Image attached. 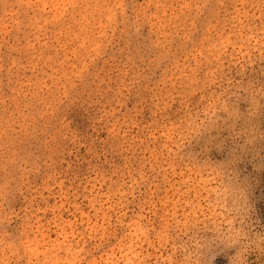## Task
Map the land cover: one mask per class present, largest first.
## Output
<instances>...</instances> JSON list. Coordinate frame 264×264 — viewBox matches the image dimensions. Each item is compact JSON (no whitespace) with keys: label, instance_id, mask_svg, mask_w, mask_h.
<instances>
[{"label":"rangeland","instance_id":"374dc122","mask_svg":"<svg viewBox=\"0 0 264 264\" xmlns=\"http://www.w3.org/2000/svg\"><path fill=\"white\" fill-rule=\"evenodd\" d=\"M0 264H264V0H0Z\"/></svg>","mask_w":264,"mask_h":264}]
</instances>
